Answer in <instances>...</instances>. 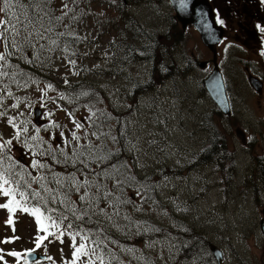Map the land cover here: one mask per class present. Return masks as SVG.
<instances>
[{
	"label": "rangeland",
	"instance_id": "rangeland-1",
	"mask_svg": "<svg viewBox=\"0 0 264 264\" xmlns=\"http://www.w3.org/2000/svg\"><path fill=\"white\" fill-rule=\"evenodd\" d=\"M121 1L113 0L112 6L84 4L81 0H50L41 5L53 17L61 13L64 3L71 11L63 22L53 23L51 32L44 31L49 27L47 19L42 22L43 28L38 22L37 30L44 38L34 36L19 48L7 49L12 53L7 61L21 59L23 64L38 66L47 81L21 86L6 84V75L0 76V112L5 113L0 116V144L12 141L2 151L14 161H25L21 171L26 180L56 209L74 215L88 211L123 237L152 228L154 223L176 231L148 240L141 250L132 245L119 247L128 259L139 264H149L142 251L165 264H217L207 247L209 241L223 251V264H264L260 227L264 210V58L259 55V40L255 43L243 36L247 44L233 39L217 47L230 102V114L226 115L202 82L214 65L202 68L198 64L212 59L198 30L193 26L183 29L168 0ZM0 18H4L2 13ZM129 19L150 36L125 31ZM57 27L75 43L53 36ZM122 34L126 44H135L137 52L150 44L157 46V53L115 61L108 44ZM246 67L253 74L262 72L259 90L248 80ZM72 81L82 82L77 95L80 101L66 92L73 88L63 87ZM90 92L98 95L89 98ZM35 109L41 111L37 120ZM98 111H106L115 119L93 132L91 123ZM10 118L15 127L9 124ZM74 121L83 127L76 128ZM118 129L126 133L125 137ZM104 132L111 138L118 136L125 144L130 171L155 180V196H148L145 186L141 188L144 181H139V187L123 189L116 179L97 178L98 167L89 156L83 159V165L89 168L49 172L51 166L44 159L59 155L65 161V155L81 145L99 147L97 137ZM73 133L80 139L74 140ZM33 136L38 138L33 140ZM202 153L207 154L203 160ZM33 160L46 167H33ZM73 161L71 157L65 162L73 165ZM41 169L49 173L44 175ZM72 175L77 181L90 180L102 187L99 192L95 187L88 188L90 199L82 201L79 197L85 189L77 191L71 185L67 178ZM105 190L112 195L103 198ZM117 197L121 201L118 214L113 207ZM9 203L11 212L0 207V264H24V256L30 251L48 255L47 261L38 264H100L95 259L99 252L92 253L94 247L82 239L84 234L54 226L58 223L51 213L45 214L48 218L41 214L38 224L32 214L36 207L28 208L23 198L5 196L0 189V205ZM189 230L204 239L200 240L201 258L187 253L183 254L187 259L181 262L178 255L183 241L179 233ZM39 237L46 238L37 248ZM81 243L89 255L74 256ZM11 252L20 255L11 256Z\"/></svg>",
	"mask_w": 264,
	"mask_h": 264
},
{
	"label": "trees",
	"instance_id": "trees-1",
	"mask_svg": "<svg viewBox=\"0 0 264 264\" xmlns=\"http://www.w3.org/2000/svg\"><path fill=\"white\" fill-rule=\"evenodd\" d=\"M84 4L87 2H97L101 4H109L112 6L113 0H81ZM133 0H128V2H131ZM77 2V0H76ZM121 3H125V0H122ZM53 15V14H50ZM61 15V13H58L57 16ZM119 28V27H115ZM125 31L130 30L133 31L136 34L150 36V33H148L146 30H143L140 28L133 19H129L125 23ZM128 32V31H127ZM53 36L62 37L60 39L66 40V42H74L73 37H67L64 33L63 35H60V31L57 28L53 31ZM125 36L122 34L118 39H115L114 41H110L108 46L110 47L111 51V58H113L115 61H124L126 59H135L138 57H144L149 54L157 53V46L146 44L142 48L144 50L137 52V49L135 47L134 43H127L124 38ZM151 39H156L155 37ZM157 41V39H156ZM141 55V56H138ZM119 59V60H118ZM23 60L21 59H9L7 62L3 63V71L7 72L8 75H6L5 82L6 84H17L24 86L26 83L30 81L35 80H41V81H47L46 78H44L42 74V69L38 66H31L27 64H23ZM86 70H89L88 68ZM82 72V71H81ZM46 77V76H45ZM82 86V82H75L73 81L68 85L63 86L64 88H73L72 90H67L66 92H69L72 96H75L77 101H80L82 98L77 97L80 88ZM141 87H137L136 90H139ZM93 95H98L96 92H90L88 94V97H92ZM98 113L95 117V120L91 123V130L93 132H97L100 130L105 123H109L115 119L114 115L107 114L106 111H98ZM24 125L28 128L31 127L29 123H24ZM118 133L121 134L123 137H125L126 133L124 134V131H120L118 129ZM109 132L101 133L97 137V141L101 142V145L98 147L96 145H93L89 143L88 145H81L80 148L77 149V151H71L72 153L68 156L69 158L73 157L75 161V166H73L71 163L65 162L61 159L59 155H57L56 158L52 160H46V164H49L51 166V171H56L57 169H60L61 171L65 170L68 172V170L74 169H84L89 168L88 165H83V163H80L79 160H77V157L73 155L74 152L76 153H83V156L80 159H84V157L88 156V150L87 146L93 145L94 148L92 150V164L97 165L98 172H101V170H104L107 173H113L116 176V180L119 179L122 181V187L123 189L137 186L139 187V181H144V185L141 186V188L144 186L146 187L147 191L146 194L150 197H153L156 195L155 188H154V179L148 178V177H141L139 174H134L132 171H130L129 162L127 161V151L125 148V144L122 142V140L117 136L115 139V142L110 137ZM107 137H109L107 140ZM7 144H5L4 149H6ZM3 149V150H4ZM7 150V149H6ZM10 153V151H9ZM48 152H45L47 154ZM99 154L101 156H107L108 159H105L103 161L97 162L95 161L94 157ZM207 156V154L202 153L200 159H204ZM21 165V164H20ZM20 165L17 164L16 161L12 160L10 157V154L1 152L0 155V173H3L7 178L10 175V179L12 181H16L19 179V176L21 177V180H19L20 184L25 188L24 190H21L26 197L33 198L36 203L40 204L41 210L40 211L44 216L47 213H51L53 215V218L57 221L61 228L64 230L75 232V233H82L85 236L88 237V241L90 243H93V241L100 242V247L97 248L99 254L103 256L104 258V264H139L135 260H130L128 257L122 253L119 249L124 248L127 249L128 246L137 248V249H143L144 243H147L148 240H152L155 238H162L164 236H167L169 234L176 233L175 230L168 231L163 225L154 223L152 228H149L147 230H141V232L131 235V236H120L117 232H115L112 228L108 227L101 219L95 217L88 211L81 210V213L79 215L69 214L66 213V211L61 209H56L50 205L48 200H46L42 194L37 190L33 189L32 186L24 179L23 175L21 174ZM121 165H125V167H120ZM23 166V165H21ZM71 166V167H69ZM119 168V173L115 172V168ZM42 173L46 175L48 172V169H41ZM228 171H226L227 174ZM19 175V176H18ZM97 176V175H96ZM95 175H92L91 178ZM106 178L108 180H112L108 178L107 176H97V178H100L101 180L103 178ZM131 178V179H130ZM137 181V183H136ZM27 183V184H26ZM136 183V184H135ZM264 185V184H263ZM35 193H39V195H35ZM47 217V216H46ZM151 223V221H150ZM69 225H71L69 227ZM187 233V234H186ZM180 234V240L183 242L180 245L181 253L178 255V260L181 262H184L187 258H184L183 254L189 253L190 257H194L197 260L201 258L200 255V240L202 239L201 235L195 231V230H189V232H181ZM195 240V241H193ZM95 246V245H94ZM208 247V246H207ZM146 258L149 261V264H165L164 261H158L156 260L152 255H148L146 251H142Z\"/></svg>",
	"mask_w": 264,
	"mask_h": 264
},
{
	"label": "snow or ice",
	"instance_id": "snow-or-ice-1",
	"mask_svg": "<svg viewBox=\"0 0 264 264\" xmlns=\"http://www.w3.org/2000/svg\"><path fill=\"white\" fill-rule=\"evenodd\" d=\"M50 3V0H2V6H0V13L4 15V18H0V46H2L6 51L0 52V62H6L8 56L12 55L10 51H7V49L10 46H15L19 48L20 44L23 41H28L34 36L37 38H44L43 33L37 30V24L38 22L40 23V27L43 28V21L47 19V23L49 27L45 28L44 31L51 32L52 31V25L53 23H61L64 21L65 17L68 16V12L71 11L69 8L68 3H64L62 6L61 10V15L59 16H52L48 11H45L44 7H41V5H47ZM72 3H76V0H72ZM15 9V10H13ZM38 10V11H37ZM75 19V17H72ZM220 23H223V21H220ZM259 27V26H258ZM260 31L264 32V27H260ZM60 35H63V33H60ZM19 38V39H18ZM54 44L55 41H52ZM22 50V49H21ZM264 55V53H262ZM31 62V61H29ZM71 63H75V61H71ZM8 75L7 72L0 71V76H5ZM48 87H51L49 85ZM17 105H13V107H16ZM5 115V113L0 112V116ZM9 124H13L12 119H9ZM76 128H82L83 125L80 124L79 122L74 121ZM16 125L13 124V127ZM26 131V129H25ZM37 132H39V129H37ZM74 140H79L80 137H78L75 133L72 134ZM19 136V133H17V138ZM38 137L33 136L32 139L36 140ZM113 141L115 142V137L112 138ZM6 144H11L12 141L8 140L5 142ZM5 147V144H0V150H3ZM94 146L89 145L87 146L88 150V156L92 157L93 155V150ZM73 155L77 157V160L80 161V163H84L83 159H80L83 156V153H76L74 152ZM69 157L67 154L65 155V161H67ZM95 161L100 162L105 159H108L107 156H101L97 154L94 157ZM32 166L33 167H40L44 168L46 165L40 164L39 161L33 160L32 161ZM73 166H75V161H73ZM115 168V166H113ZM120 167H125V165H121ZM115 172L119 173V168H115ZM97 176H107L110 179H115L116 176L113 173H107L104 170H101V172L96 173ZM39 179H44V177H40ZM67 179L71 182L72 186H75L77 191H80L81 188L85 189L84 194H82L79 199L80 200H89L90 197L88 196V188L95 187L96 191L99 192L100 188L102 187L99 184H94L93 181L90 180H84L82 182L77 181L76 177L74 175L69 176ZM131 179V178H130ZM0 180L3 181V184H7L8 180L4 178V174L0 173ZM58 184L61 183L59 179L56 181ZM117 186H122V181L117 179ZM3 184H0V188L3 187ZM46 191L48 189H45ZM11 189H4V195L8 196L11 193ZM35 195H39V193H35ZM112 195L110 191L105 190L102 194L103 198H108ZM116 203L113 205L114 209H116V214H118V205L121 203L119 201V198H116ZM63 203V201H62ZM0 207L7 208L9 212L13 211V208L11 204H2ZM24 211H29L27 208L23 209ZM101 212L104 210L101 209ZM32 214L36 216L37 218V223H41V214H40V209L39 208H34L32 209ZM50 219V217H49ZM108 219H111V216L108 217ZM11 223V219L8 221ZM58 227V225H54ZM71 225H69L70 227ZM60 235H63V232L60 233ZM79 235V233H77ZM46 237H39L36 243V247H40L41 241H43ZM76 236H72L73 242H75ZM82 239L87 240L88 237H82ZM94 243V248L92 249V253L95 254L96 249L100 247V242L93 241ZM75 246V245H74ZM85 249V244L81 243L78 247H76V250L74 252V256H79L80 254H83L85 256L89 255L88 251H84ZM11 256H19L20 253L16 252H11L9 253ZM2 259V257H0ZM95 259L100 262V264H104V258L101 255H96Z\"/></svg>",
	"mask_w": 264,
	"mask_h": 264
},
{
	"label": "water",
	"instance_id": "water-1",
	"mask_svg": "<svg viewBox=\"0 0 264 264\" xmlns=\"http://www.w3.org/2000/svg\"><path fill=\"white\" fill-rule=\"evenodd\" d=\"M173 9L176 12V19L180 22L183 29H186L189 25L194 26L200 33L203 43L213 52L216 46L221 42L224 30L218 25L213 7L209 0H169ZM215 53V52H214ZM215 69L213 72L203 80V84L209 92L212 100L218 105V107L225 113L230 114V106L226 96L223 76L219 70L216 59ZM201 67L206 65V62H199ZM252 85L256 89H260L261 85L257 84L252 79ZM36 120L41 115L40 110H34ZM39 123V122H38ZM261 230L264 234V210L263 217L260 222ZM209 249L215 258L217 264H223L224 254L223 251L214 243H208ZM26 258L30 262H34L38 259H46V255L39 254L37 252H29L26 254Z\"/></svg>",
	"mask_w": 264,
	"mask_h": 264
},
{
	"label": "flooded vegetation",
	"instance_id": "flooded-vegetation-1",
	"mask_svg": "<svg viewBox=\"0 0 264 264\" xmlns=\"http://www.w3.org/2000/svg\"><path fill=\"white\" fill-rule=\"evenodd\" d=\"M210 2L215 10V15L218 23L224 28V35L220 44H222L223 41L233 39H241V42L243 44H247L245 37H248L247 39L252 40V42L255 41V43L259 40V55L264 58V55H262V53H264V37H262L264 32L260 31V27H264V0H210ZM223 11H225V13H223ZM220 21H223V23H220ZM233 34H235V36ZM219 45H217V47ZM217 47L215 48V53L209 49L212 53V59L205 61V67L209 65V63H213L214 65L213 69L208 74L209 76L215 68L214 59H216L224 78L225 76L222 70V66L220 65L218 59ZM246 70L248 72L247 75L250 83L252 81V78L261 79V71L256 70L253 74L249 72V67H246ZM260 84L261 83H259V85ZM225 88L229 99L228 89L226 85Z\"/></svg>",
	"mask_w": 264,
	"mask_h": 264
}]
</instances>
